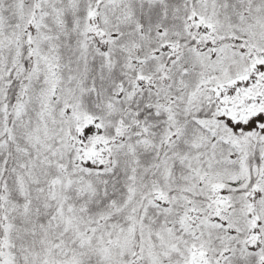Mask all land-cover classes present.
Wrapping results in <instances>:
<instances>
[{"label": "snow or ice", "instance_id": "obj_1", "mask_svg": "<svg viewBox=\"0 0 264 264\" xmlns=\"http://www.w3.org/2000/svg\"><path fill=\"white\" fill-rule=\"evenodd\" d=\"M0 264H264V0H0Z\"/></svg>", "mask_w": 264, "mask_h": 264}]
</instances>
